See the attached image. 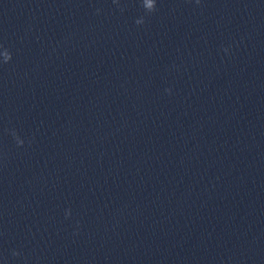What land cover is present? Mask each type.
<instances>
[{"label":"clouds","instance_id":"9594fccd","mask_svg":"<svg viewBox=\"0 0 264 264\" xmlns=\"http://www.w3.org/2000/svg\"><path fill=\"white\" fill-rule=\"evenodd\" d=\"M112 2L114 4H116L117 6H119L120 0H112ZM196 3L199 4L200 0H196ZM140 7L144 10V13L147 14H151L153 12H155L157 10V0H140ZM121 11H123V8H121ZM100 9H97V14H99ZM135 23L137 25H142L145 23V17L141 16L138 19H136ZM3 46L0 45V48H2ZM224 51H227V49H224ZM0 57H2V59H0V64H7L11 61L12 59V54L11 52L7 49V48H3V51L0 52ZM167 92L171 93V89H166ZM11 135L16 143V145L18 147H21L24 145L25 141L20 137V135L13 129L11 130ZM66 217L71 215V211L67 210L65 213ZM12 255L14 257L16 256H20V252L18 251H13Z\"/></svg>","mask_w":264,"mask_h":264}]
</instances>
